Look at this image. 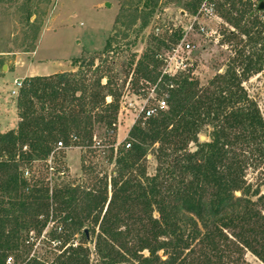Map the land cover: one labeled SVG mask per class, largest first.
Returning <instances> with one entry per match:
<instances>
[{"label":"trees","instance_id":"1","mask_svg":"<svg viewBox=\"0 0 264 264\" xmlns=\"http://www.w3.org/2000/svg\"><path fill=\"white\" fill-rule=\"evenodd\" d=\"M168 1L194 16L203 0ZM213 1L235 55L203 85L190 69L164 73L162 53L182 33L155 34L156 23L124 71L154 85L167 107L141 118L119 147L122 89L109 58L117 27L73 70L24 80L18 124L0 131V264H243L246 250L264 262V194L246 178L264 171V116L243 84L264 67V10L252 0ZM157 5L134 9L154 16ZM73 145L84 149L80 178L63 161ZM50 220L52 241H63L51 262L30 256V233L39 237Z\"/></svg>","mask_w":264,"mask_h":264},{"label":"rangeland","instance_id":"2","mask_svg":"<svg viewBox=\"0 0 264 264\" xmlns=\"http://www.w3.org/2000/svg\"><path fill=\"white\" fill-rule=\"evenodd\" d=\"M142 1L0 0V131H6L18 124L16 98L20 87L15 84L16 80L23 85L24 80L31 77L27 76L30 73L34 74L33 76H50L73 70L75 59L101 52L112 35L113 28L117 27L109 53L110 60H115L116 72H120L118 83L122 89L115 146L119 147L125 143L134 124L145 118L142 109L156 106L161 99L155 92L154 85L141 79L139 82L135 81L133 71L126 75L124 70L127 63L134 57L135 68L136 62L149 46V35L156 23H159L158 35L166 28H180L183 38L186 28L192 22V16L181 10L182 5L168 0H158L154 16H149L145 11H135L134 7ZM261 1L264 0H252L258 4ZM201 21L208 31L216 33L210 36L195 25V30L185 39L193 43L194 47L189 53L185 51L180 56L187 58L186 69H190L203 85L217 72L225 70L228 60L235 55L236 45L223 40V32L229 28V24L217 12ZM143 24H146V28L138 33ZM154 31L156 34V29ZM162 54V57L166 58L169 51H163ZM163 62L164 70L166 61ZM96 64H99V61H96ZM243 84L264 116V67ZM190 147L193 149L195 145ZM64 152L66 174L71 178H80L84 149L73 145ZM148 159V171L152 173L156 162L151 156ZM37 163L43 165L44 162ZM105 165L110 172L113 165ZM246 178L248 182L254 183L255 187L259 186L261 194H264L262 169H249ZM237 195H240V192H237ZM54 222L50 220L39 237L35 236L36 230L30 233V256L52 261L57 253L50 235V230L55 226ZM81 238L79 231L70 242L76 245ZM242 260L243 264H264L248 250L244 252Z\"/></svg>","mask_w":264,"mask_h":264},{"label":"built area","instance_id":"3","mask_svg":"<svg viewBox=\"0 0 264 264\" xmlns=\"http://www.w3.org/2000/svg\"><path fill=\"white\" fill-rule=\"evenodd\" d=\"M216 12L215 9V3L213 0H203L198 8V11L196 12V14L194 16H192V22L190 23V25L188 26V28H186L185 30V34L182 38V41L178 44H176L170 51L169 54L167 55L166 58H163L166 61V66L165 69L163 70L164 73H167L169 75H174L177 72L183 71L186 69L188 63H187V58L180 56V54H182L183 52L187 51V53H189L193 46V43L186 41V37L188 36V34L190 32H192L193 30H195V25L199 26V30L210 35L213 36L216 31H208L207 27L203 24V22L201 21L204 18H210L211 16H214ZM201 18V20H200ZM156 31L158 34L159 31V27L156 28ZM161 57V56H160ZM15 84L17 85V87H21L22 86V82L16 80ZM15 92V91H13ZM167 107L166 101L164 99H160L158 100V104L156 106H152V107H148V108H143L142 112L144 113V117H150L156 113H158V111L163 110ZM58 146L59 147H63L62 142H58ZM62 243L61 240H55L53 241V245L54 247L60 246ZM11 258H8L7 263L11 264Z\"/></svg>","mask_w":264,"mask_h":264},{"label":"water","instance_id":"4","mask_svg":"<svg viewBox=\"0 0 264 264\" xmlns=\"http://www.w3.org/2000/svg\"><path fill=\"white\" fill-rule=\"evenodd\" d=\"M258 9L259 10H263L264 9V1H261L260 2L259 6H258ZM200 140H202V141L205 140V136L201 135L200 136ZM85 233L87 235V238L89 239V233H88V230L87 229H85Z\"/></svg>","mask_w":264,"mask_h":264},{"label":"crops","instance_id":"5","mask_svg":"<svg viewBox=\"0 0 264 264\" xmlns=\"http://www.w3.org/2000/svg\"><path fill=\"white\" fill-rule=\"evenodd\" d=\"M33 75H34V74H31V73H30V74H28L27 76H33Z\"/></svg>","mask_w":264,"mask_h":264}]
</instances>
